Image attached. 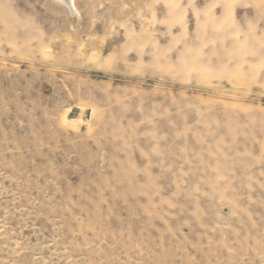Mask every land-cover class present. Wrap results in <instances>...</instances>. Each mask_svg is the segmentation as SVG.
<instances>
[{"label":"rangeland","instance_id":"374dc122","mask_svg":"<svg viewBox=\"0 0 264 264\" xmlns=\"http://www.w3.org/2000/svg\"><path fill=\"white\" fill-rule=\"evenodd\" d=\"M75 2L0 0V264H264V0Z\"/></svg>","mask_w":264,"mask_h":264},{"label":"bare ground","instance_id":"6f19581e","mask_svg":"<svg viewBox=\"0 0 264 264\" xmlns=\"http://www.w3.org/2000/svg\"><path fill=\"white\" fill-rule=\"evenodd\" d=\"M58 4H61L64 6L65 9H68L70 14H75V15H80L81 13L79 12V10L77 9V2H75V0H55ZM79 17V16H78ZM79 106V105H78ZM65 115V114H64ZM64 118V117H63ZM62 118V119H63ZM65 120V119H64ZM63 120V121H64ZM67 121V120H66Z\"/></svg>","mask_w":264,"mask_h":264}]
</instances>
